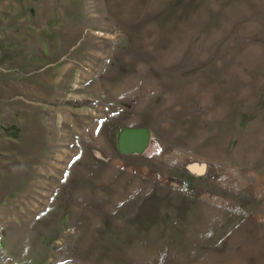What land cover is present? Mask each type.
<instances>
[{"label": "rangeland", "instance_id": "1", "mask_svg": "<svg viewBox=\"0 0 264 264\" xmlns=\"http://www.w3.org/2000/svg\"><path fill=\"white\" fill-rule=\"evenodd\" d=\"M0 264H264V0H0Z\"/></svg>", "mask_w": 264, "mask_h": 264}, {"label": "water", "instance_id": "2", "mask_svg": "<svg viewBox=\"0 0 264 264\" xmlns=\"http://www.w3.org/2000/svg\"><path fill=\"white\" fill-rule=\"evenodd\" d=\"M147 141V133L142 129L123 130L119 137V147L122 152H140Z\"/></svg>", "mask_w": 264, "mask_h": 264}]
</instances>
